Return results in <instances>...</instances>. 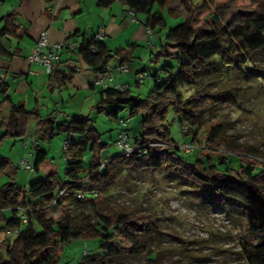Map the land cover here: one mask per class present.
<instances>
[{"label":"trees","instance_id":"16d2710c","mask_svg":"<svg viewBox=\"0 0 264 264\" xmlns=\"http://www.w3.org/2000/svg\"><path fill=\"white\" fill-rule=\"evenodd\" d=\"M114 1L98 0V3L108 7ZM186 1L190 4V13L167 31L156 53V59L175 57L176 69L168 64L162 68L167 72L165 77L155 73L152 91L145 99L133 95L129 86L125 91L99 88V112H105L118 124L122 118L118 116L121 110L128 111L130 116H140L141 133L138 136L125 128L133 146L129 156L119 152L104 161L101 154L107 143L102 142L93 122L87 117H72L58 126V131L65 134L64 140L68 142L62 150L67 166L65 177L61 179L57 161L38 144V138L49 141L54 136L55 117L48 113L43 120L38 108L28 110L23 103L13 102L8 95L9 84L0 78V94L5 96L0 107H8L7 115L0 111V129L4 130L0 133V143L7 135L23 139L28 134V124L35 121L33 136L37 143L32 146V161L33 170L41 175L28 186L14 181L0 186V228L5 232L17 230L15 234H8L15 235L12 241H4L5 258H0V264H58L59 251L77 238L97 241L95 250L91 254L83 253L78 264H160L157 252L147 244L152 227L125 213L98 211L94 221L67 210H63L57 220L44 215L47 206L60 207L66 200L77 206L95 204L98 189L109 179L108 166L114 163L138 172L170 170L187 184L189 193L197 201L231 215L245 216L251 233L264 234V162L253 160L249 153L228 142L223 123L211 124L201 144L196 140L198 129L205 125L197 107L208 97L200 80L206 74H226L231 69L241 72L255 53L264 56V0ZM125 4L135 16L137 13L147 15L145 24L152 31L151 37L154 27H165L164 20L152 13V9L164 7L166 0H125ZM11 18L12 15L4 18L1 35L13 32ZM95 35L90 40L77 42L75 49L94 75L104 74L113 59L119 65L132 60L133 49L110 52ZM48 78L61 85L69 83L57 69H52ZM227 93L230 95L231 91ZM105 105L110 109H105ZM169 109L181 134H191L189 141L183 144L193 146L192 150L186 152L182 144L171 139L166 126ZM186 124L193 126L191 132ZM86 150L92 154L87 166L82 161ZM181 151L199 154L188 160ZM232 157L237 158L236 168L229 166ZM214 158L218 161L214 162ZM9 162L0 154V175ZM94 190L97 191L95 197L92 196ZM59 192L62 194L58 196ZM6 209L11 211V217L5 215ZM20 214L25 215L26 222ZM124 236L130 243L128 247L120 242ZM241 254L244 264H264V239L244 247ZM141 255L143 260L139 258Z\"/></svg>","mask_w":264,"mask_h":264},{"label":"rangeland","instance_id":"374dc122","mask_svg":"<svg viewBox=\"0 0 264 264\" xmlns=\"http://www.w3.org/2000/svg\"><path fill=\"white\" fill-rule=\"evenodd\" d=\"M193 1L198 3L200 0ZM152 13L165 22V27L153 28L154 37L148 34V40L138 42L133 27L127 28L125 36H122L126 38L122 48L135 50V58L126 62L129 71L123 76L127 78L126 83L132 94L140 99H145L152 91L155 73L163 78L167 75L162 69L165 65L169 64L176 69L175 57L162 56L156 59V53L160 50V42L167 31L182 22L190 13V4L186 0H166L164 7L154 6ZM129 17H132L131 13ZM140 18L146 19L147 15L137 13V21L134 24L146 29ZM114 61L116 60L113 59L111 62ZM78 63L83 65L82 60H78ZM139 75L143 76V79L137 84L135 77ZM8 82V95H13L15 100L24 97L23 93L15 91V80L11 75ZM199 83L204 87L208 97L197 107L198 114L205 123L196 133L197 142L201 144L211 124L223 123L228 142L242 152L249 153L253 160L264 162V56L255 53L241 72L231 69L226 74L219 72L206 74ZM99 88L97 86L94 92L87 84L80 91L62 89L61 94L57 91L58 96L50 101L48 112L51 111L55 117V134L49 141L38 138V144L57 161V171L61 179L65 177L67 166L62 151L66 136L58 131V126L64 120L69 121L72 117L89 118L101 134L102 142L107 143L101 154L102 159L105 161L119 153L114 140L117 138L120 125L105 112L98 111ZM228 91H231L230 95ZM4 98L5 96L0 94V100ZM34 107L35 105L30 104L29 110ZM40 109L41 117L45 119L48 112L42 105ZM105 109L109 110L110 106L105 105ZM1 114H8L7 106H4ZM118 116L127 119L125 127L133 136L141 133L139 115L130 116L128 111L121 110ZM35 124V121L28 124L26 130L28 134L24 140L20 136L7 135L1 141L0 154L7 157L10 162L0 175V186L11 181L28 186L41 177L34 170L24 169L18 164L20 158H32L30 153ZM166 126L176 144L189 141L191 134L188 136L181 134L180 126L171 109L168 112ZM186 126L191 132L193 126L190 124ZM3 132L4 130L0 129V133ZM181 154L192 160L199 153L187 154L181 151ZM91 159V152L84 151L83 164L87 166ZM213 160L218 161L216 158ZM229 166L233 168L238 166L236 157L230 158ZM108 170L109 179L98 189L95 204L77 206L71 200H66L60 207L47 206L44 209L45 217L57 220L62 211L67 210L70 214L90 217L94 221L98 211L110 214L125 213L139 223L152 227V235L148 238L147 244L157 252L160 264H244L242 249L256 245L264 239V234H255L248 230L245 216L231 215L227 211L197 201L189 193L187 184L170 170L138 172L118 163L110 164ZM4 212L6 216H12L9 209ZM14 238L15 235H8L0 228V258H5L4 241L6 239L12 241ZM120 242L126 247L130 245L126 241V236ZM96 246L97 241L94 238L74 239L59 251L58 264H78L83 252L86 250L91 254ZM139 258L143 260V255Z\"/></svg>","mask_w":264,"mask_h":264},{"label":"crops","instance_id":"0c3cea01","mask_svg":"<svg viewBox=\"0 0 264 264\" xmlns=\"http://www.w3.org/2000/svg\"><path fill=\"white\" fill-rule=\"evenodd\" d=\"M130 13L125 0H115L108 7L100 6L98 0H2L0 30L4 26V18L12 15L13 32L0 34V78L5 79L9 84L8 79L11 75L15 80V91L24 94V97L18 100L9 94L10 99L13 102L23 103L28 110L30 104L35 105L34 108H38L39 116L43 119L40 106H44L48 112L50 101L58 96L57 91L59 94L62 89L80 91L88 84L89 89L95 92L96 86L92 85L94 73L84 63V66L78 63V60H81L75 50L71 51L67 48L60 50L59 62L53 67L69 79V83L65 85L50 82L49 73L45 68L30 62L28 55L41 31L47 32L49 43L64 42L74 34L76 35L71 39L77 43L83 39L90 40L97 32L103 30L104 37L101 42L106 49L110 52H124L122 43L126 38L122 36H125L127 28L133 27L138 42L148 40L145 18L140 20L146 29L141 25H135L137 14L133 19L129 17ZM134 56L133 49L131 58H135ZM118 65V61L110 62L104 74L115 75V82L127 84V78L117 74ZM74 66L79 67L78 72L72 71ZM97 93L100 97L99 92ZM3 110L4 107L1 112Z\"/></svg>","mask_w":264,"mask_h":264},{"label":"built area","instance_id":"2783aa9c","mask_svg":"<svg viewBox=\"0 0 264 264\" xmlns=\"http://www.w3.org/2000/svg\"><path fill=\"white\" fill-rule=\"evenodd\" d=\"M2 0H0L1 4ZM133 19H135V13L131 12ZM148 34L151 36L152 31L150 29H147ZM104 37V32L103 30L99 31L96 33L95 38L96 39H102ZM77 46V43L73 39H68L64 42L58 41V42H53L49 43L48 42V37H47V32L46 31H41L39 35L36 38V42L34 46L32 47L30 54L28 55V59L32 63L40 64L42 65L47 73H50V71L53 69L54 65L59 62V54L58 52L62 50L63 48H67L69 50H75ZM108 66L106 67V69ZM73 72H78L79 67L74 66L72 68ZM117 74L119 75H125L129 70L126 65H118L116 67ZM115 75L112 74H102V75H94L92 85L93 86H98V87H112L116 88L120 91H125L128 88V84H121L118 82L114 81ZM143 79V76L139 75L135 77V81L138 83L141 82ZM127 124V120L121 118L119 119V125H120V131L117 134V138L115 140V146L119 149V152L122 155L129 156L132 152L133 146L129 141V135L125 131V126ZM33 142L31 144V148L34 144L37 143L36 139L34 136H32ZM27 142H25L26 144ZM67 140H63L62 144V150L65 149L67 146ZM181 147L186 151L192 150L193 146L189 144H182ZM31 157L33 155V150L30 153ZM19 166L23 167L24 169L27 170H33V161L32 158H20L19 160ZM63 192V191H62ZM62 192H59L58 196L62 194ZM92 196H97V191L92 192ZM20 218L22 219L23 222H26V218L24 214H20ZM7 234H15L17 233L16 229H8L6 231ZM86 253V250L83 252Z\"/></svg>","mask_w":264,"mask_h":264}]
</instances>
